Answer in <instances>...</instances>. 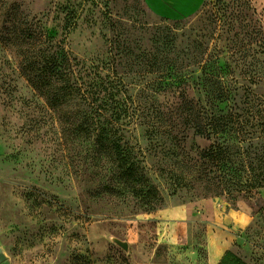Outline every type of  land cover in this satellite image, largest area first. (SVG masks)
<instances>
[{
  "label": "rangeland",
  "instance_id": "1",
  "mask_svg": "<svg viewBox=\"0 0 264 264\" xmlns=\"http://www.w3.org/2000/svg\"><path fill=\"white\" fill-rule=\"evenodd\" d=\"M29 29L44 59L70 61L72 80L113 94L148 194L96 142L113 107L96 124L74 121L64 79L50 103L23 76L41 75L43 55L22 44ZM223 82L239 107L250 93L264 100V0H0V264H264V188L228 201L177 168L210 144L185 124L186 102Z\"/></svg>",
  "mask_w": 264,
  "mask_h": 264
},
{
  "label": "trees",
  "instance_id": "2",
  "mask_svg": "<svg viewBox=\"0 0 264 264\" xmlns=\"http://www.w3.org/2000/svg\"><path fill=\"white\" fill-rule=\"evenodd\" d=\"M28 34V35H27ZM26 37H23L22 44L28 48V53L34 57L36 53L41 57L38 62L40 77L31 78L23 72L39 97H47L52 103L54 95L52 90L58 80H62V89L68 90L71 97L75 100L76 112L74 113V121L78 119L87 120L92 124H96V119L103 118L104 112L113 107L111 115L104 121L109 125L101 130V134L96 140L101 144V148L107 157L116 165L122 178L128 183V187L135 195H144L146 180L139 173V163L135 155L129 147L122 145V135L117 134L116 123L121 119L122 113L118 110L116 102L110 101L111 93L109 92L104 99L102 91L98 90L102 84L92 81L89 85L83 83V78L74 75L72 63L67 61L58 62L54 56L44 59L46 50L37 49L39 40L33 36L34 32L30 29L27 31ZM11 40L21 37L17 30L11 32ZM35 41V44L33 42ZM213 63L205 62L202 67V75L212 78L208 75V70L212 68ZM78 64H75L77 67ZM217 67V65H216ZM80 73V71H79ZM213 74V73H212ZM224 81V80H223ZM108 88L112 93L117 92V84L108 82ZM114 90V91H113ZM90 100V101H89ZM233 102L232 107L226 112L216 111L215 102ZM93 103H95L93 105ZM47 105V104H46ZM82 105L91 108L90 113H84ZM185 124L193 130V135L207 142H210L207 149L200 150L196 157L185 155V159L177 162V168L181 171H193L198 174L202 188L206 193H211L215 197H223L228 201H235L239 197L246 198L254 196L257 191L264 188V145L254 146L253 136L254 130L259 131L257 140L264 141V100L253 94H247L244 101L239 107L235 103L231 89L227 82H223L216 95L209 96L205 101L194 104L192 101L186 102ZM80 126L78 125L77 128ZM151 134H156L151 131ZM247 143V146L245 145ZM177 161V160H176ZM171 178H175V183L180 187H190V182L183 178V174H170Z\"/></svg>",
  "mask_w": 264,
  "mask_h": 264
},
{
  "label": "water",
  "instance_id": "3",
  "mask_svg": "<svg viewBox=\"0 0 264 264\" xmlns=\"http://www.w3.org/2000/svg\"><path fill=\"white\" fill-rule=\"evenodd\" d=\"M113 242L117 245V246H119V247H121L123 250H127L128 249V245H127V243H125V242H122V241H120V240H118V239H114L113 240ZM5 259V256L0 252V261H3Z\"/></svg>",
  "mask_w": 264,
  "mask_h": 264
}]
</instances>
